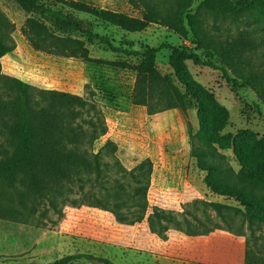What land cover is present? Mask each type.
<instances>
[{
  "label": "rangeland",
  "instance_id": "rangeland-1",
  "mask_svg": "<svg viewBox=\"0 0 264 264\" xmlns=\"http://www.w3.org/2000/svg\"><path fill=\"white\" fill-rule=\"evenodd\" d=\"M76 1L138 16L129 0ZM243 4L244 0H193L192 11L203 5L235 19ZM25 20V13L13 2L0 0V38L12 47L10 54L0 58V96L6 97L11 93L6 83L8 79H19L35 91L54 90L82 97L87 109L78 122L84 129L96 131L99 138L92 147L93 152H97L107 140L117 146L115 154H100L103 174L110 181L106 186L114 187L117 184L113 181L118 180L125 191L123 202L128 206L122 212L129 218L141 212L143 218L133 225L120 224L110 212L85 205L74 207L66 199L57 204L62 216L49 211L47 216L37 214L30 222L0 219V264H52L64 256L78 254L103 257L114 264H168L163 256H167L171 248L176 250L179 244L176 239L170 248L171 243L167 241L172 230L187 234L196 227L204 231L215 226L243 235L245 249L258 250L264 259V225L257 223L247 227L244 210L238 203L221 197L215 198V202H207L201 197L202 191L200 195L196 191L199 197L193 199L176 186L172 190H167V186L155 188L151 186V175L146 178L144 169L134 170L141 162L149 160L152 171L159 168L182 175L185 173L194 190L199 182L204 184L205 173L197 169L196 160L190 157V149L191 143L196 141L191 136L198 131L197 102L206 108L212 125H219L210 98L227 113L225 127L219 132L221 146L215 145L223 147L218 148V152L228 157L227 162L234 172L239 170L238 160L254 168L264 154V94L252 88L234 89L226 83L221 72L195 66L192 62L186 63L192 82L190 90H185L168 64L171 50L164 48L156 53L155 67L162 75L169 76L185 94V111L170 110L148 115L146 108L131 105L135 72L35 52L20 32ZM206 23L210 34L215 35L217 32L212 28L211 18H207ZM238 29L244 27L240 24L224 26L220 35H233L234 38H223L202 46L223 49L244 69L259 74L264 67L255 39L253 36L237 37ZM95 32L107 36L113 46L127 50L184 45L204 56V51L192 44L189 36L183 39L170 29L153 24L139 33H127L97 24ZM88 49L93 59L136 63L133 57L114 54L97 45ZM0 145L8 149L10 146L1 121ZM145 187V196L133 195L134 191ZM73 189L77 191L78 187ZM94 190L99 191L100 187L96 184ZM77 197L74 193L68 199ZM142 201L148 208L171 213L179 224L161 220L153 224V232L148 222L150 209L143 212L135 206L136 202ZM207 203L224 205L221 210L223 218H219ZM199 221L203 225H199ZM72 264L95 263L80 260Z\"/></svg>",
  "mask_w": 264,
  "mask_h": 264
},
{
  "label": "trees",
  "instance_id": "trees-1",
  "mask_svg": "<svg viewBox=\"0 0 264 264\" xmlns=\"http://www.w3.org/2000/svg\"><path fill=\"white\" fill-rule=\"evenodd\" d=\"M9 1L26 15L20 32L33 51L135 72L131 105L146 108L148 115L170 110L185 111V94L169 76L162 75L155 67L156 53L164 48L171 50L168 64L185 90H190L192 82L186 63L192 62L195 66L221 72L226 83L234 89L252 88L264 94V69L259 74L247 71L223 49L202 46L223 38H234L233 35L223 37L220 31L224 26L240 24L244 29L236 30L237 37H254L264 67V0H244L235 19L203 5L192 11L193 0H129L138 16L100 9L76 0ZM207 18L212 20L215 35L207 29ZM97 24L127 33L142 32L151 24L168 28L183 39L189 36L192 44L204 51V56L184 45H161L141 51L115 47L107 36L95 32ZM94 45L114 54L133 57L136 63L93 59L88 47ZM11 52L12 47L0 38V58ZM6 83L11 93L0 96V121L10 146L8 149L0 145V219L28 222L37 214L47 216L49 211L62 216L57 204L67 199L74 207L85 205L110 212L120 224L140 222L143 218L141 212L134 213L132 218L122 212L128 206L123 202L125 191L119 181H113L117 184L114 187L106 186L110 181L103 174L100 154H115L117 146L107 140L97 152H93L92 147L99 137L96 131H88L78 122L87 109L86 101L67 92L35 91L19 79H8ZM210 100L219 125H212L206 108L197 102L198 131L191 136L196 141L191 143L190 157L196 160L197 169L205 173L203 183L212 195L238 203L244 210L247 227L257 223L264 225V154L254 168L238 160L239 170L234 172L227 162L228 157L219 153V147H216L221 146L219 132L225 127L227 113L213 99ZM137 168L144 169V176L150 177L152 164L149 160L141 162L134 170ZM96 184L99 191L94 190ZM76 186L77 191L73 189ZM74 193L78 197L68 199ZM133 195L145 196L146 187L134 191ZM207 204L219 218H223L221 210L224 205ZM135 206L143 212L150 209L148 222L151 230L153 224L161 220L179 224L171 213L148 208L144 201L136 202ZM198 223L203 225L200 221ZM197 228L187 234L206 235L221 229L215 226L199 231ZM256 251L245 249V264H264L263 257ZM80 260L114 264L90 254L64 256L52 264H72Z\"/></svg>",
  "mask_w": 264,
  "mask_h": 264
},
{
  "label": "crops",
  "instance_id": "crops-1",
  "mask_svg": "<svg viewBox=\"0 0 264 264\" xmlns=\"http://www.w3.org/2000/svg\"><path fill=\"white\" fill-rule=\"evenodd\" d=\"M163 176L169 178H162ZM179 176L182 177L176 180L175 177ZM188 181L189 178L185 173L182 175L159 168H154L151 173V186L155 188L167 186V190H172L173 186H176L184 193H189L193 199L198 198L202 191L204 193L201 197L204 200L215 202L217 196L210 194L204 184L199 182L194 190V185L188 184ZM176 239L179 244L175 250V247H171ZM167 242L171 243V249L167 256H163V260H167L168 264H245V237L227 229H217L206 235L196 236L172 230Z\"/></svg>",
  "mask_w": 264,
  "mask_h": 264
}]
</instances>
